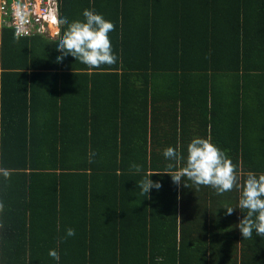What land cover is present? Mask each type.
<instances>
[{"label":"trees","instance_id":"trees-1","mask_svg":"<svg viewBox=\"0 0 264 264\" xmlns=\"http://www.w3.org/2000/svg\"><path fill=\"white\" fill-rule=\"evenodd\" d=\"M85 9L115 22L109 33L115 64L89 69L71 55L57 61L64 31L84 21ZM59 12L53 40L16 39L12 29L0 30V82L6 84L0 88V169L11 172L8 179L0 175V264H264V255L261 262L215 261L206 242L194 246L192 231L178 223V185L170 175H153L161 189L141 195L137 184L147 173H162L169 163L175 171L185 161L177 164L164 157L165 149L147 147L146 96L128 117L120 84L165 65L176 77H195L200 119L188 121L193 127H185L187 119L180 125L191 130L188 141L210 139L237 165L241 183L248 172L264 174V107L260 112L246 101L264 97V0H60ZM65 17L68 24L61 23ZM125 21L146 25L140 28L149 35L144 59L122 48L116 28ZM192 64L195 74L188 73ZM100 77L120 87H109L105 101ZM253 80L261 81V90ZM228 84L232 88L218 98V88ZM108 98L109 113L101 114L100 102ZM149 102L155 106L153 97ZM188 144L178 149L185 159ZM132 164L143 170L136 173ZM180 189L182 210L183 184ZM68 228L76 234L58 244ZM257 238L264 245V237ZM51 249L59 261L49 256Z\"/></svg>","mask_w":264,"mask_h":264},{"label":"crops","instance_id":"crops-1","mask_svg":"<svg viewBox=\"0 0 264 264\" xmlns=\"http://www.w3.org/2000/svg\"><path fill=\"white\" fill-rule=\"evenodd\" d=\"M141 26L142 24L138 25L137 23H120L116 28L122 48L124 50H126V47L128 48L129 57H141L144 59L147 54V52H145L146 54L144 55L141 51H144L142 42L149 41V35L140 30V28H145L146 25ZM59 31L60 26L58 27L57 34L39 36L53 40L59 36ZM135 31H139L138 37L135 35ZM155 47L158 49L157 45ZM158 65L160 64L155 62L156 70L159 68ZM165 66L166 67H161L155 72H152L153 70L150 68L146 72L144 71V74L141 73L139 77L133 75L131 80L128 78L120 80V84H123L126 89V91L125 89L123 90L125 93V105L128 117L131 115H137L136 108L139 97L146 96L147 110L143 112L142 108L141 113L143 112L142 114H144L147 112V147H150L153 144L152 148L155 147L156 149H166L170 146L180 149L183 145L190 143L188 137L190 134L189 132L191 131L185 129L182 131V128L180 127L181 121L187 119V121H184L185 127H193L194 123L191 124L188 121L195 120L199 122L200 119L196 114L195 106L199 102V93L197 90L200 88L201 84L198 79L188 74H195L197 72L193 64L188 70L186 78L176 77L173 72H169V67H167V65ZM135 73L137 74L138 72ZM8 80L9 82H12L14 77L9 78ZM114 82H116V80H113V83H108L104 77H100V101H105L102 96L111 95L109 87L114 90L120 88L118 84H115ZM220 83L221 82H219L218 85ZM252 83L261 90V81L253 80ZM1 87L6 89V84L0 82V88ZM231 88V84L226 85L224 88H218L216 94L217 97L220 98L222 93L225 94V92ZM53 89H55L54 83H50L48 85V90L52 91ZM152 89L154 94L150 95ZM215 89H217V87ZM190 90L193 91L192 94H188ZM177 96L185 103L180 104L181 101L178 99L177 104H174V98ZM152 97L154 98L155 106H151L149 102ZM140 101L142 102L144 99L142 98ZM246 101L252 102L253 105H256L257 108H259L260 112H263V110L260 109L261 107H264V97L261 93H258L256 99L247 96ZM106 102V105L105 103L100 102L101 114L104 113L105 115L109 113L108 107L111 105V98H108ZM0 106H2L1 102ZM128 111H130V114ZM228 111L230 112L229 109ZM192 132L198 135L197 132H199V130ZM220 139V142H222V137H220ZM128 140H131V138ZM185 183H188L189 187L184 186L183 189L185 192L183 196L185 206L182 210L179 205V202L181 201V189L180 185H178L177 217L178 223H181L182 220V224H184L185 228L192 231V233H190L191 243L195 246L206 242L204 245L208 247L206 249V254L215 261L238 263L243 259V261L261 262L264 255L262 238L259 240L257 236L256 239H254L252 235L251 239H243L238 228L242 214L243 216L245 214L238 209L240 189L234 188L232 191L226 192L223 195H217L216 190L210 186H197L190 181H187V179L185 180ZM190 187L193 189L188 191ZM199 188L200 192L195 190ZM226 206L236 208L232 215H225Z\"/></svg>","mask_w":264,"mask_h":264},{"label":"clouds","instance_id":"clouds-1","mask_svg":"<svg viewBox=\"0 0 264 264\" xmlns=\"http://www.w3.org/2000/svg\"><path fill=\"white\" fill-rule=\"evenodd\" d=\"M84 21H74L68 24L65 17L61 23L68 24L56 48L62 53L57 57V61H62L66 56L71 55L89 69L100 68L102 65H113L118 57L113 51L109 33L115 30V24L106 20L102 14L85 9L83 12ZM26 30H18L15 38L26 35ZM96 153H90L91 157ZM169 161L179 164L185 161L184 166L173 171L174 165L169 163L164 172H149L137 184L141 190V195H147L155 188L160 190L161 182L153 181V175L168 174L176 185L189 187L185 183V178L197 186H210L216 190L217 195L240 189V199L238 209L245 213L240 219L238 228L243 239H251L253 232L256 236L264 237V174L257 176L253 172H248L246 178L241 183V175L238 173L237 165L227 156V154L213 144L210 139L194 138L187 146V157L182 155L178 148L168 147L163 153ZM131 168L136 173L143 170V166L132 164ZM119 174V173H118ZM0 175L5 179L10 178L11 172L8 169H0ZM225 215H232L236 208L226 206ZM5 210V204L0 201V213ZM243 210H246L244 212ZM75 229L68 228L62 243L67 237L74 236ZM49 256L56 261L60 260L59 252L56 249L49 251Z\"/></svg>","mask_w":264,"mask_h":264},{"label":"built area","instance_id":"built-area-1","mask_svg":"<svg viewBox=\"0 0 264 264\" xmlns=\"http://www.w3.org/2000/svg\"><path fill=\"white\" fill-rule=\"evenodd\" d=\"M60 0H0V30L10 28L14 35L26 30V35H54L59 27Z\"/></svg>","mask_w":264,"mask_h":264}]
</instances>
